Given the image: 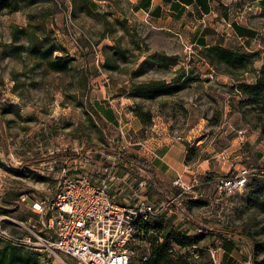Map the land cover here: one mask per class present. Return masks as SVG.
<instances>
[{
	"label": "rangeland",
	"instance_id": "374dc122",
	"mask_svg": "<svg viewBox=\"0 0 264 264\" xmlns=\"http://www.w3.org/2000/svg\"><path fill=\"white\" fill-rule=\"evenodd\" d=\"M18 4L17 11L0 10V107L5 108L0 109V214L41 232L38 215L18 197L44 199L54 193V182L41 166L48 157L68 153L72 159L76 150L89 151L88 171L97 177L99 150L122 152L153 165L155 180L174 198L170 213L147 220L150 229L133 264L148 256L154 234L164 236L172 228L187 236L201 235L204 228L231 233L207 234L182 248L172 244V254L189 253L193 264H264V214L254 205L264 185V136L259 129L264 104L245 103L236 88L240 82L252 84L264 56L254 46L244 49L251 63L231 78L223 65L208 64L201 50L184 44L177 33L156 31L151 22L140 20L128 0ZM29 22H43L45 31L53 33L74 59L72 71L56 74L25 52L11 55L13 47L26 43L12 39V28H27ZM104 46L128 50V62L105 70ZM153 82L168 90L156 93ZM165 152L164 162L159 158ZM138 167L144 171L139 175L148 183L149 199L165 200L149 187L148 171ZM241 168L251 172L245 187L219 192V181ZM177 178L187 191L173 185ZM18 248L36 254L39 264H78L64 255Z\"/></svg>",
	"mask_w": 264,
	"mask_h": 264
},
{
	"label": "built area",
	"instance_id": "2783aa9c",
	"mask_svg": "<svg viewBox=\"0 0 264 264\" xmlns=\"http://www.w3.org/2000/svg\"><path fill=\"white\" fill-rule=\"evenodd\" d=\"M99 151L97 177L88 171L91 161L85 153L89 151L76 150L72 159L43 162L42 168L54 182V193L44 199L29 198L27 194L18 197L38 215L43 230L36 232L2 213L0 240L17 248L64 255L78 264H133L144 242L147 220L170 213L174 198L152 201L147 195L148 183L139 175L144 173L140 167L124 159L127 156L122 152ZM250 173L241 168L233 177L220 180L218 191H240ZM173 185L183 191L189 189L179 178ZM111 190L121 196V202ZM5 223L23 231L15 233Z\"/></svg>",
	"mask_w": 264,
	"mask_h": 264
},
{
	"label": "trees",
	"instance_id": "16d2710c",
	"mask_svg": "<svg viewBox=\"0 0 264 264\" xmlns=\"http://www.w3.org/2000/svg\"><path fill=\"white\" fill-rule=\"evenodd\" d=\"M20 1L22 0H0V10L9 8L10 12L17 11L19 10L18 2ZM45 30L43 22H38L37 24L29 22L27 28L14 26L11 31L12 39L17 41L20 38H24L26 43L13 47L11 55L25 52L36 59L38 65H44L47 70L56 74L72 71V61L74 59L68 55L66 48L56 42L53 38V33L51 31L46 32ZM57 51L61 53V55L54 56ZM104 52L106 57L103 67L105 70H116L119 61L128 62L127 54L129 52L121 46H104ZM200 54L211 66L220 67L223 65L225 67L223 73L231 78L237 77V72L239 70L241 72H246L248 65L251 63L248 58L249 54L228 46H208L202 49ZM256 73H258V75L254 77L252 84L240 82L236 87L242 95V101L248 104H264V66L262 65ZM139 85L142 86V84ZM152 85H154L152 88H154L156 93H162L168 90V87L163 86L164 83L161 82H153ZM0 109L2 112L5 111V108L0 107ZM259 129L264 136V121ZM68 156L71 155L68 153H60L48 157V160L67 158ZM124 159L148 171L150 175L149 187L158 190L162 199L169 198L166 191H164L161 185L155 180L153 165L146 159L137 155L125 157ZM257 194L259 196L255 200L254 205L264 214V185L260 187ZM193 228L196 227L193 226ZM143 229L144 233H147L150 227L145 224ZM230 232L235 234L234 231ZM207 234L223 237L231 233L221 228H204L201 235L196 234L195 236H187L182 229L172 228L170 232L164 236L161 234H154L148 256L141 264H193L188 260L190 257L189 253L178 256L172 254V244L181 248L185 245H194L199 237ZM0 264H39V262L38 257H36L34 253L24 254L19 248L9 243H0Z\"/></svg>",
	"mask_w": 264,
	"mask_h": 264
},
{
	"label": "crops",
	"instance_id": "0c3cea01",
	"mask_svg": "<svg viewBox=\"0 0 264 264\" xmlns=\"http://www.w3.org/2000/svg\"><path fill=\"white\" fill-rule=\"evenodd\" d=\"M128 1L132 4L133 14L140 20L151 22L156 31L177 33L189 47L202 50L219 45L234 49L233 46L237 45L236 49L243 52L254 46L264 56V0ZM168 153L165 152L159 160L165 162ZM162 166H155V169ZM110 193L119 196L114 190ZM225 250L229 255L233 253L228 246Z\"/></svg>",
	"mask_w": 264,
	"mask_h": 264
}]
</instances>
